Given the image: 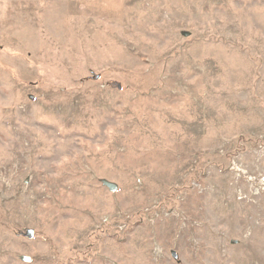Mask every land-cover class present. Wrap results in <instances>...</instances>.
Segmentation results:
<instances>
[{"label":"rangeland","instance_id":"rangeland-1","mask_svg":"<svg viewBox=\"0 0 264 264\" xmlns=\"http://www.w3.org/2000/svg\"><path fill=\"white\" fill-rule=\"evenodd\" d=\"M0 264H264V0H0Z\"/></svg>","mask_w":264,"mask_h":264},{"label":"water","instance_id":"water-1","mask_svg":"<svg viewBox=\"0 0 264 264\" xmlns=\"http://www.w3.org/2000/svg\"><path fill=\"white\" fill-rule=\"evenodd\" d=\"M103 183L111 192H116L117 191V186L114 183H110L108 181H104Z\"/></svg>","mask_w":264,"mask_h":264}]
</instances>
